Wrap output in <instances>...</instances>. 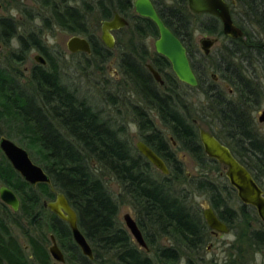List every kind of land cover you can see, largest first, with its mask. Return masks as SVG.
I'll use <instances>...</instances> for the list:
<instances>
[{
	"label": "trees",
	"instance_id": "16d2710c",
	"mask_svg": "<svg viewBox=\"0 0 264 264\" xmlns=\"http://www.w3.org/2000/svg\"><path fill=\"white\" fill-rule=\"evenodd\" d=\"M165 26L182 42L189 55L190 65L199 77L197 89L178 82L170 63L147 51L144 45H130V51L121 55L120 67L124 77L145 104V109L135 106L136 123L143 141L170 167L164 176L127 142L121 140L119 131L110 128L85 99L78 98L62 81L56 64L46 61L44 66L36 65L26 81L18 67L20 62L35 49L47 56L42 45H22L7 57L9 66H0V137H12V126L18 135L20 147L32 152L36 148L35 164L40 166L51 180L56 192L62 193L77 214L78 228L84 235L93 253V260L82 256L72 240L68 225L43 206L44 199L55 198L50 187L39 184L31 187L12 169L0 152V181L18 197L20 208L30 226L45 228L60 240L66 251L65 264H205L199 257L210 241V229L202 212L188 204L186 196L179 195L168 181L181 178V167L174 154L166 145V137L148 116L155 112L161 124L181 145V149L192 155L200 167L205 166V154L197 138L193 119L210 121L218 131L228 134L235 148L244 152L247 158L239 160L251 173L253 179L264 191V153L252 137L249 128L251 114L233 112L221 105L213 89L204 87L206 71L198 70V57L194 55L191 19L187 0H151ZM236 7L245 18L249 17L264 34V0H234ZM133 0H80L69 6L66 0H38L41 10L48 11L46 28L58 26L70 34L87 36L86 16L97 12L101 20L109 19L112 12L130 16ZM133 36L138 34L140 42L147 37H158L155 25L145 18H133ZM137 24V25H136ZM254 25V26H255ZM5 31L12 32L13 25L0 21V38ZM200 30L202 28L200 27ZM208 35L220 33L211 18L204 28ZM249 42L264 43L251 36ZM91 54L85 55L106 63L110 51L97 45L92 39ZM147 61L160 72L164 84L157 85L145 69ZM10 68V69H9ZM226 73V72H225ZM237 85L238 80L230 77ZM203 80V81H202ZM240 84V83H239ZM242 89L241 87L236 86ZM201 91L205 97L204 109L198 113L191 108L188 94ZM248 99L247 97H245ZM196 110V109H195ZM149 111V112H148ZM196 112V113H195ZM199 112H201L199 114ZM199 119V121H200ZM14 123V124H12ZM12 125V126H11ZM214 134H219V132ZM240 148V149H239ZM215 169L219 166L211 161ZM110 175L121 188L122 195L139 212L135 220L147 244V251L133 243L131 237L118 220L119 199L104 183V176ZM221 179V178H219ZM224 177L220 186L208 179H199L193 187L207 195L211 208L220 221L229 228L245 217L249 219L247 240L258 249L264 248V233L252 231L251 222L260 224L252 207L241 205L239 214L228 205L223 193L234 192ZM46 210L47 214L42 215ZM16 220L11 210L0 203V264H51L46 250L27 233L32 260L26 258L24 249L12 235L10 226ZM261 227H264L260 224ZM168 240L169 246L160 242ZM149 252L152 254L149 255ZM198 257V258H196Z\"/></svg>",
	"mask_w": 264,
	"mask_h": 264
},
{
	"label": "rangeland",
	"instance_id": "374dc122",
	"mask_svg": "<svg viewBox=\"0 0 264 264\" xmlns=\"http://www.w3.org/2000/svg\"><path fill=\"white\" fill-rule=\"evenodd\" d=\"M77 1L78 3L80 2V0H66L67 4H71L72 6H75ZM227 1L231 2L232 0ZM37 2L38 0H0V19L8 18V13L13 8L20 12V15L15 20L12 19L16 23L15 29L16 32H18V35L20 33L25 35L30 32L36 33L39 31V29H42L38 33L41 35V37H38L41 39V41L45 42L43 39L45 32L50 34L56 40V43L53 46H47L46 43L42 45L46 49L47 56L35 49V52H33V49H31L24 60L18 63V69L20 72H22L24 78L22 79V82L26 81L25 78L29 77L31 70L36 65H41L34 61V57L36 55L42 56L45 61L54 62L59 69L61 81L70 90H74L78 98L85 99L92 109L99 114L101 120L107 122L110 128L113 130H118L120 139L127 142L131 149H134L136 152H138L136 150V144L142 142L141 135L139 131L135 133L131 132L128 128V125L130 123L134 124V121L136 122V116L134 114L135 111H133L134 109L132 108L138 106L145 109L146 107L124 77V74L121 71L122 68L120 67L121 55L127 54L128 51H130L131 42L135 43L138 39L136 40L132 34H129V31H123V35L119 36L115 40L116 45L110 50V56L106 63H100V61L90 56L88 59V57L85 55L78 53L71 54L67 51L66 44L73 34H70L58 26L51 24L49 28H46L44 23L45 19L49 18V14H46V12L44 14ZM38 11L41 14L38 13ZM132 15H135V13L133 12ZM36 17L43 21L44 27L37 28L33 24V19ZM86 18L89 33H94L97 38H100L102 20L99 14L93 11L92 13L88 14ZM191 22L194 23V30H192L194 48L195 50H200L199 41L202 38L207 36L214 37L209 36L204 32V28L206 25H208L209 20L200 16L199 18L193 17ZM200 27L202 30H200ZM18 28L20 31H17ZM156 39L157 38L155 37H147L141 41L149 53L155 52L154 42ZM119 43L121 45H118ZM123 43L127 45H122ZM223 44L224 42L219 40L217 45L215 44L216 46L212 50L211 54H213L218 46L220 47V45ZM13 51H16V49H13L10 43L8 45L0 44V66L2 65L5 67L10 65V63L7 62V57L9 53ZM203 62L207 64L210 74L219 76L218 72L215 70L216 63L213 61L212 57H209L207 61ZM147 64H150V61H148ZM218 84L222 85L221 81H219ZM188 100L191 102V108L193 107L194 111H197V113L199 111L197 109H200L201 107L204 109L208 105L205 104L206 99L202 95L201 91L194 92L193 95L188 94ZM200 113L201 112H199V114ZM260 113L261 112L255 114V117H259ZM148 116L155 127L166 137V145L174 154L175 159L178 161L181 167V178L179 180L171 178L168 181V184H170L175 191L179 192V195L186 196L188 198V204L193 205V207L199 211L202 212L203 209L211 208L207 195L197 192L193 187V184L199 179H208L214 184L220 186V189L222 190V183L224 182L223 172H225V170L220 166L215 169L213 163L206 157L203 158V163L205 166H202L201 168L192 155L181 149V145L176 142V140L169 134L168 129L161 124L155 112H149ZM199 119H197L198 125L203 129L214 131L215 133L218 132L217 126H214L213 123L208 120L202 121L200 119L199 121ZM15 129L16 128L12 126L13 132L10 140L18 145L19 143L16 139L18 135L15 134ZM31 151V153L28 152L29 156L31 160L35 162V158L38 156V154H36V148L32 147ZM168 170H170V167H168ZM220 173H222V175H220ZM103 179L105 185L113 195L116 197H123V200L119 199L120 204L118 210V220L131 237L133 243L137 245L125 227L123 216L125 214H129L134 220H136L139 215L138 210L131 203V201L128 200V198H125L122 195L123 192L121 188L116 184L110 175L104 176ZM226 184L229 185V183ZM1 186L4 185L0 181V187ZM223 196L228 201V205L233 209V211H236L237 214H239V208L242 204L238 200L236 193L231 192L230 195L223 193ZM53 200L54 198L51 200L44 199L42 201L49 202ZM11 213L13 214L16 223L15 225L10 226V230L19 245L24 249L26 258H29L30 260L33 258L31 247L26 236L28 233L32 239L38 241L40 245H42V247L46 250L51 264H60L54 261L49 255L48 250L52 246L50 236L52 235L55 239L57 247L62 252L64 260H66V251L64 247H62L60 240H58L53 233H49L45 228V225H41V228L36 229L35 227L29 225L27 219L21 215L19 210L17 212H13L11 210ZM46 214L47 211L44 210L42 215L45 216ZM247 222H249V219H246L245 217L242 219V216H240L239 220L233 225V228H229L227 226L228 233H218L213 235L210 232V241L205 246L206 248L201 251L199 257H202L205 260V264H264V248L261 250L256 246L252 247L247 240ZM260 224L262 223L260 222ZM260 224L251 222V230L262 231L264 233V227H261ZM262 225L264 226V224ZM230 237H234V239H231ZM160 245L169 246L170 243L165 239L160 242ZM151 254L152 253L149 252V255ZM257 254H259L258 257ZM178 264H185L184 260H181Z\"/></svg>",
	"mask_w": 264,
	"mask_h": 264
},
{
	"label": "water",
	"instance_id": "95a60500",
	"mask_svg": "<svg viewBox=\"0 0 264 264\" xmlns=\"http://www.w3.org/2000/svg\"><path fill=\"white\" fill-rule=\"evenodd\" d=\"M133 6L136 14L150 20L158 31V38L154 42L155 52L170 63L171 70L180 83L189 87H196L198 83L191 69L185 47L165 26L151 0H134ZM187 7L193 15L207 14L219 19L222 24L223 33L226 36L238 38L243 35L242 31L233 24L230 6L225 0H187ZM127 24V21L118 14H115L110 21L102 22L101 41L104 43L105 48L110 50L114 48V38L111 32L124 28ZM214 44V39L204 38L200 40L201 49L205 55L209 53V49ZM66 48L71 54H91V46L85 38L79 36L71 37L67 42ZM34 61L42 66L46 64L44 58L39 55L34 57ZM146 68L154 81L162 86L164 82L160 74L151 65H147ZM199 140L205 155L226 168L224 176L236 192V196L241 204L252 207L259 221L264 224V191L253 179L249 171L232 156L228 148L220 144L206 130H199ZM136 150L162 175L167 176L169 174V170L164 161L144 143H137ZM0 152L11 165L12 169L28 185L36 187L39 184H45L50 187V191L55 193V198L53 201L44 202V208L48 209L58 219L68 225L72 240L78 247L81 255L90 261L93 260L92 249L78 228L76 212L70 206L66 197L62 193L54 190L48 175L40 166L31 160L27 150L18 146L10 139L1 136ZM0 201L13 212L19 210L20 203L17 196L6 186L0 187ZM202 217L213 235L228 233L227 225L218 219L212 208L203 209ZM123 220L125 227L137 246L147 251V244L136 221L129 214H125ZM50 240L52 246L48 250L49 255L54 261L63 264L65 262L64 257L52 235L50 236Z\"/></svg>",
	"mask_w": 264,
	"mask_h": 264
},
{
	"label": "flooded vegetation",
	"instance_id": "af4514ba",
	"mask_svg": "<svg viewBox=\"0 0 264 264\" xmlns=\"http://www.w3.org/2000/svg\"><path fill=\"white\" fill-rule=\"evenodd\" d=\"M225 1L230 6V14H231V19L233 21V24L242 31L243 35L241 37H238V38H231L229 36H226L223 33L222 24H221L219 19L212 17L210 15H207V14L206 15L205 14L194 15V16H202L207 20H210L212 18L216 22V27L218 28V31H220V33H218L217 35H209V36H214V37H208L207 36L204 38L214 39L216 45H217L219 40H221V42H224L223 45H220V47L218 46L215 49V51L213 52V54H211L212 50L216 46L214 44L209 49V53L207 55H205L201 49V45H200V41H199L200 50L194 49L195 50L194 55L198 57V60H197L198 68L197 69L207 72V74L204 75V87H208L210 89H213V91H215L214 92L215 96L217 97V99L219 101H221V105L224 108H226L227 110L233 111V112H242L244 114L247 113L249 115L251 114L250 115L251 118H250V122H249L250 123L249 128L252 131L253 139L258 143L259 146H261L262 154H263L264 153V127H262V126H264V45H256L254 42H252V43H247V42H249L248 39L251 36L252 38L259 40V41H256V43L257 42L264 43V34L259 31L258 28H260V27L257 28V26L254 24L255 21L253 23L251 18H249V17L245 18L244 14H242L241 12L233 11L232 8L236 7L234 0H232L231 2H228L227 0H225ZM133 4H134V0L132 3V8L130 10V16H132L133 18H142L136 14ZM42 11L44 14H45V12H46V14H48V11H45V10H42ZM133 12L135 13V15H132ZM38 13H40V12L38 11ZM115 14H118L120 17L124 18L128 24L124 28H121V29H118V30L111 32V34L114 38V45H116L115 40L119 36L123 35V33H124L123 31H125V30L127 32L129 31V34L133 35V20L130 18L129 15L121 14L118 12H112L111 17L109 19L102 20V22L103 21H110L114 17ZM0 21H3V22L6 21V22L11 23L13 25L12 32L9 33V32L4 30V32L2 33L1 38H0V44L8 45L9 44V38L14 36V35L18 37L21 45H23V44L24 45H44L45 44V42L41 41V39L38 38V37H41V35H39L38 33L42 29H39V31L36 33L30 32L27 35L20 33L18 35V32H16V29H15L16 23L12 19L3 18V19H0ZM43 27H44V25H43ZM205 29H206V27H205ZM205 34H207V33H205ZM134 35H135V37H138V34L136 32L134 33ZM73 36H81L82 38H85L90 46L93 45L92 39L96 42L97 45H103L104 46V43L101 41V37L97 38V36L94 33H90V35H87V36L75 35V34H73ZM156 38H158V37H156ZM204 38H202V39H204ZM259 38H261V39H259ZM136 40H137V38H136ZM118 45H121V44L119 43ZM122 45H127V44L123 43ZM131 45H144V44H142V42H140V41H136L135 43L131 42ZM105 49L110 51V49H107V48H105ZM186 53H187V57L189 60L188 52L186 51ZM78 54L86 55L83 53H78ZM150 54H151L152 58H154L153 57L154 54H156L159 57H162V56L158 55L156 52H153ZM209 57H212L213 61H215V63H216L215 70H216V72H218L219 76H216L214 74H210V72H209L210 70H209L207 64H205L203 62V61H207ZM189 62H190V60H189ZM147 65H151L160 74V72L151 63L145 64L146 70H147V68H146ZM191 69H192V67H191ZM192 71H193V73L196 77L197 83L199 85V77H198L196 71H194L193 69H192ZM148 73H149V71H148ZM160 76L162 78L161 74H160ZM230 77L236 78L238 80V84L236 85L234 83V81H232L230 79ZM152 79H153V77H152ZM153 81H154V79H153ZM219 81H221L222 85L218 84ZM156 84L159 85L158 83H156ZM198 85L196 87H189V86L188 87L191 89H195V88L197 89ZM238 85L242 89L237 88L236 86H238ZM162 86H160V87H162ZM245 97H247L248 99H246ZM259 112H261L260 116L255 117V114H257ZM202 116H203L204 120H202V119L201 120L207 121V120H205L206 119L205 116L204 115H202ZM134 124H136L138 126V124L135 121H134ZM191 124L196 128L197 138L199 140V130L203 129V128L198 125V120H196V119H193ZM217 130H218V128H217ZM206 131L209 132L210 134H212V136H214L220 144H222L223 146L228 148V150L230 151L232 156L241 165H242V163L239 160L244 161L247 159L244 155V152L237 150L238 147L236 145L234 146V144L231 143V139H226L223 137V136H226L228 134H225L222 132L220 133L219 131H218L219 134H214L212 131H209V130H206ZM141 140H142V143H144L146 145V143L143 141L142 138H141ZM199 143H200V140H199ZM200 145H201V143H200ZM146 146H148V145H146ZM201 147H202V145H201ZM235 148H237V149H235ZM202 151H203V147H202ZM203 153H204V151H203ZM205 157L207 159H209L206 155H205ZM209 161L216 162L212 159H209ZM219 166L222 169L226 170V168L224 166H222V165H219ZM224 173L225 172H223V174ZM220 175H222V173H220Z\"/></svg>",
	"mask_w": 264,
	"mask_h": 264
},
{
	"label": "clouds",
	"instance_id": "9594fccd",
	"mask_svg": "<svg viewBox=\"0 0 264 264\" xmlns=\"http://www.w3.org/2000/svg\"><path fill=\"white\" fill-rule=\"evenodd\" d=\"M69 6H72L71 4H69ZM20 15V12L13 8L9 11L8 13V18H11L13 20H15L18 16ZM33 24L37 27V28H40V27H43V21L41 19H39L38 17L34 18L33 19ZM17 31H20V29L18 28ZM43 39L46 43L47 46H53L55 45L56 43V40L54 37H52L50 34H48L47 32H45L44 36H43ZM9 43L11 45V47L13 49H19L21 48V44H20V41L18 39L17 36H12L9 38ZM33 52H35V50L33 49ZM128 128L131 132L135 133L138 131V126L136 124H133V123H130L128 125ZM231 239H234V237H230ZM259 256V254H257V257Z\"/></svg>",
	"mask_w": 264,
	"mask_h": 264
}]
</instances>
